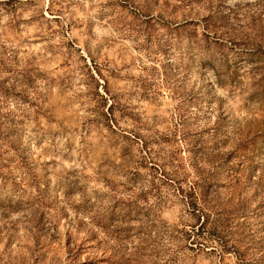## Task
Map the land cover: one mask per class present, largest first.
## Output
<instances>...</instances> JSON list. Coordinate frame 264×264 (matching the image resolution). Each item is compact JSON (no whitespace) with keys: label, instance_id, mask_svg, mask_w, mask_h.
<instances>
[{"label":"rangeland","instance_id":"rangeland-1","mask_svg":"<svg viewBox=\"0 0 264 264\" xmlns=\"http://www.w3.org/2000/svg\"><path fill=\"white\" fill-rule=\"evenodd\" d=\"M263 86L264 0H0V264H264Z\"/></svg>","mask_w":264,"mask_h":264},{"label":"trees","instance_id":"trees-1","mask_svg":"<svg viewBox=\"0 0 264 264\" xmlns=\"http://www.w3.org/2000/svg\"><path fill=\"white\" fill-rule=\"evenodd\" d=\"M264 87V86H263ZM244 147H245V149H244V151L245 152H250L252 155H254L255 154V151H254V149H252L251 147H249V146H247V144H244L243 145ZM251 156V155H250ZM181 184V183H180ZM177 191H179V193L180 194H182L183 195V197H186V198H188V201H187V203H188V205H190V206H192V208H193V210H199V217H200V220H201V216H203L204 215V211H203V209H199L198 207H199V205H198V203H197V197H196V193H195V187H192V186H189V188L186 190V189H184L183 187H182V185H178L177 186ZM200 228L202 229L203 227H204V225H205V221H203V222H201L200 221ZM207 244V243H206ZM224 248H225V250H226V247H225V245L223 246V248L221 249L222 250V252L224 251Z\"/></svg>","mask_w":264,"mask_h":264}]
</instances>
